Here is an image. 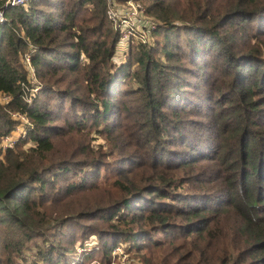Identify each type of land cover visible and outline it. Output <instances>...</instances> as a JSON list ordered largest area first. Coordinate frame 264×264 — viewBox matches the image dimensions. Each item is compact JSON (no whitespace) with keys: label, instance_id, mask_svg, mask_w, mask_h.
<instances>
[{"label":"trees","instance_id":"16d2710c","mask_svg":"<svg viewBox=\"0 0 264 264\" xmlns=\"http://www.w3.org/2000/svg\"><path fill=\"white\" fill-rule=\"evenodd\" d=\"M138 2L160 25L118 68L107 0L5 10L0 264H69L93 236L82 264L121 244L264 264V0ZM15 114L30 129L3 148Z\"/></svg>","mask_w":264,"mask_h":264},{"label":"built area","instance_id":"2783aa9c","mask_svg":"<svg viewBox=\"0 0 264 264\" xmlns=\"http://www.w3.org/2000/svg\"><path fill=\"white\" fill-rule=\"evenodd\" d=\"M29 1L30 0H2L4 8L3 10L0 11V23L5 21L3 17L5 10L15 9L16 7L24 6ZM118 3H121V4H118ZM122 3L125 6L121 8L120 6L122 5ZM136 3H137V0H107V4H108L107 17H108V20L112 22L114 26V30L117 32L118 35H120V32L122 33L124 32L127 34L126 37L132 36L138 39L137 41H135L137 44L138 43L146 44L149 41H148V38L146 37L145 31H147L148 35L150 36L151 33L155 31L157 28H155V25H149L147 27L146 22L142 18L143 8L142 6H139L138 3L137 4ZM143 16H145V14ZM153 22L151 23L156 24L155 22L154 23ZM120 38L122 40H126L122 38L121 36ZM126 46H127V43L120 42L118 45V49L120 50V49L126 48ZM115 60L117 61V59ZM27 63L29 64V60H27ZM3 96H5V99H7L8 101L10 100L9 96H6V95H3ZM19 115L26 125L25 127H20V126L15 127L14 131L17 137L20 136V138H22L27 134L28 129L30 128H28L29 123H28L26 116L21 115V114ZM14 142L16 141H11L10 137L6 136L4 137L2 141V144H3L2 147L11 148L12 145L10 144H13Z\"/></svg>","mask_w":264,"mask_h":264},{"label":"rangeland","instance_id":"374dc122","mask_svg":"<svg viewBox=\"0 0 264 264\" xmlns=\"http://www.w3.org/2000/svg\"><path fill=\"white\" fill-rule=\"evenodd\" d=\"M137 3L139 4V6H142V8H143V14H142V18L144 19V21L146 22V24H147V27L149 26V25H155V28H158V26L160 25V23L159 22H157V21H155V20H153V19H151V17L149 16L148 17V15H146L145 14V6H144V4L143 3H141V2H138V0H137ZM136 3V4H137ZM118 4H121V3H118ZM123 6H125L123 3H122V5L120 6L121 8L123 7ZM145 14V16H143ZM145 17V18H144ZM146 19V20H145ZM155 22L156 24H152L151 22ZM153 22V23H154ZM112 26H113V24H112ZM140 29H141V27H140ZM139 29V30H140ZM113 30H114V26H113ZM115 31V30H114ZM116 32V31H115ZM145 33H146V37L148 38V43H146V44H150V43H152V38H151V35L149 36L148 35V32L147 31H145ZM126 33H122V32H120V35H118V39H119V41H118V45H119V43L121 42V43H127V46H126V48H123V49H118V46H117V49H116V53H115V55H114V58H113V60H112V62L115 64V68H118V67H120L121 65H123L124 64V62L126 61V59H127V55H128V52H129V50H130V48L133 46V45H135V44H137L135 41H137L138 39H136L135 37H132V36H129V37H126ZM120 36L122 37V38H124V39H126V40H122L121 38H120ZM147 41V40H146ZM115 59H117V61L115 60ZM30 77H31V79H34L33 77H32V70H31V75H30ZM37 90V89H36ZM35 90V91H36ZM8 102V100L7 99H5V96H3V95H0V104H6ZM13 117V119L15 120V121H17V126L16 127H25V122L22 120V118L20 117V115H18V114H15V115H13L12 116ZM9 137H10V139H11V141H16V142H14L13 144H10V145H12L11 146V148L12 147H14V145H15V143H17L18 141H20L19 140V138H20V136L19 137H17V135H16V133H15V131L14 132H12L11 133V135H9ZM26 137V135L24 136V137H22L23 139ZM4 139V138H3ZM3 139H2V141H3ZM21 139V138H20ZM27 143H30L29 141L27 142ZM3 144H4V142H3ZM3 144H2V142H1V147L3 146ZM26 146H29V144H27ZM3 148H8V147H3ZM97 244V238L95 237V236H93L92 238H90L89 240H87L86 242H85V244H84V248H82L81 246H79V245H77V248H76V253L75 254H73V256L72 257H70L69 258V260H70V263L69 264H82V262H83V257H85L89 252H96L97 250H98V248L95 246ZM127 246H125V245H117L114 249H113V253H112V256H111V260L110 261H108V262H106V263H104V262H102V261H99V260H93V261H90V262H88V263H86V264H144L143 263V261H142V259H140V258H138V257H136L135 255H134V253H128V251H126L127 250V248H126ZM96 258V257H95Z\"/></svg>","mask_w":264,"mask_h":264}]
</instances>
